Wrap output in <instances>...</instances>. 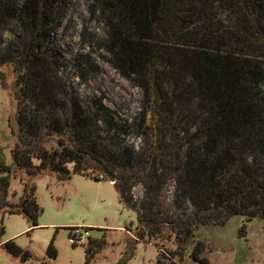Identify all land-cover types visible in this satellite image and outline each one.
<instances>
[{"label":"trees","instance_id":"obj_1","mask_svg":"<svg viewBox=\"0 0 264 264\" xmlns=\"http://www.w3.org/2000/svg\"><path fill=\"white\" fill-rule=\"evenodd\" d=\"M62 3L0 0V31L14 22L25 34L22 47L0 52V67L16 74L12 171L112 182L136 214L132 240L154 245L156 264H181L201 226L264 219V0H94L112 67L144 93L139 117L120 124L102 106L89 112L58 93L50 44ZM129 130L137 148L117 142ZM1 170L0 210L37 226L34 186L14 205L11 168ZM105 245L89 237L85 264ZM4 246L21 262L31 258L13 241ZM205 248L197 242L189 257L209 264ZM57 255L51 240L40 264Z\"/></svg>","mask_w":264,"mask_h":264},{"label":"rangeland","instance_id":"obj_2","mask_svg":"<svg viewBox=\"0 0 264 264\" xmlns=\"http://www.w3.org/2000/svg\"><path fill=\"white\" fill-rule=\"evenodd\" d=\"M93 1L63 0L58 9V27L50 44L57 62V90L64 99H73L89 112L102 106L120 124L139 117L144 93L112 67L106 29L92 11ZM24 35L16 23L7 24L0 31V52L22 47ZM15 75L12 66L0 67V176L7 174L1 165L11 168L8 200L14 205L23 200L26 189L34 186L42 212L38 225L31 227L22 214L0 210V264H40L51 240L58 252L51 264H85V245L70 242L69 227L93 228L91 238L105 239V247L89 264H156L158 249L132 240L138 225L136 214L120 205L112 182L81 174L59 180L51 172L31 176L25 169L12 171V149L18 138ZM117 142L137 148L139 134L129 130ZM169 190L171 196L173 185ZM134 192L141 195L142 188L136 187ZM245 220L238 215L224 225L199 227L180 263L201 264L189 255L193 246L202 242L206 248L201 256L209 264H264V219ZM243 226L245 236L241 232ZM8 241L30 251L31 258L21 262L18 256L8 253L4 246ZM166 247L172 251L176 244L168 242Z\"/></svg>","mask_w":264,"mask_h":264},{"label":"built area","instance_id":"obj_3","mask_svg":"<svg viewBox=\"0 0 264 264\" xmlns=\"http://www.w3.org/2000/svg\"><path fill=\"white\" fill-rule=\"evenodd\" d=\"M90 237V231L84 227H73L70 234V242L73 245H86Z\"/></svg>","mask_w":264,"mask_h":264}]
</instances>
